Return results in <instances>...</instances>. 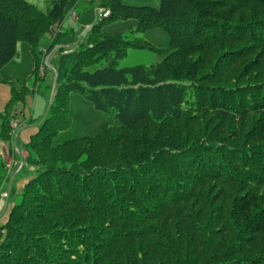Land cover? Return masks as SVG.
<instances>
[{
  "label": "trees",
  "instance_id": "1",
  "mask_svg": "<svg viewBox=\"0 0 264 264\" xmlns=\"http://www.w3.org/2000/svg\"><path fill=\"white\" fill-rule=\"evenodd\" d=\"M68 1L42 12L0 0V70L24 42L32 82L44 80L37 48L62 25ZM105 8L100 22L133 19L136 34L159 27L170 47L103 36L100 23L89 30L26 147L41 169L1 228L0 264H264V0ZM130 49L162 59L149 72L118 66ZM29 90L22 85L10 104ZM70 93L111 124L52 148L70 123ZM10 135L1 115L0 141Z\"/></svg>",
  "mask_w": 264,
  "mask_h": 264
},
{
  "label": "rangeland",
  "instance_id": "2",
  "mask_svg": "<svg viewBox=\"0 0 264 264\" xmlns=\"http://www.w3.org/2000/svg\"><path fill=\"white\" fill-rule=\"evenodd\" d=\"M28 1L44 12L49 8L51 0ZM110 2L111 0H69L66 3L62 25L54 27L53 34L44 35L37 48L41 51L37 57L41 66L39 75L44 74V80L39 85L32 82L33 56L24 42L16 45V56L0 70L2 80L0 82V116L5 115L6 119L11 120V125L14 122L17 125L16 129L11 127L8 144L0 141V232L8 220V215L16 200L14 198L21 196L25 184L31 179L29 176L41 169L28 163L30 156L36 159L37 155L31 153L26 147L31 137L39 132V121L46 114L48 105L54 96L55 85L61 83L64 75L73 68L77 51L87 46L91 33L88 30L100 23L99 32L103 36H125L127 40L140 38L158 50L170 47L168 34L159 27L136 34L133 32L136 28V21L133 19L98 21L97 9L99 7L107 9L105 7ZM120 3L130 7L157 8L159 0H120ZM72 12L76 17L72 16ZM59 30L61 33L64 31V34L57 38L54 35ZM51 44L52 48L47 50ZM161 59L162 56L146 50L130 49L127 51V57L120 60L118 66L141 65L149 72L152 65ZM24 84L32 91L27 92L22 103L10 104L12 93L19 92ZM49 87L50 90L47 91ZM67 110L69 126L60 130L52 138L50 141L52 148L68 141L92 137L102 127L111 124V117L108 114L95 110L90 102L76 93L68 95ZM7 190L11 191V196L9 197L8 193L7 198L2 199V194L7 193ZM2 239L3 236L0 237V243ZM248 246L258 250V243L246 245L247 248Z\"/></svg>",
  "mask_w": 264,
  "mask_h": 264
},
{
  "label": "built area",
  "instance_id": "3",
  "mask_svg": "<svg viewBox=\"0 0 264 264\" xmlns=\"http://www.w3.org/2000/svg\"><path fill=\"white\" fill-rule=\"evenodd\" d=\"M72 16H74V14L72 13ZM108 16H109V10H107V9H98L97 10V18L99 19V20H103V19H106V18H108ZM59 32V31H58ZM17 125H16V123L14 122V123H12V125H11V127H13V129H16L17 127H16ZM16 127V128H15ZM14 136H15V132H14ZM17 151V150H16ZM21 166V165H20ZM21 168V167H20ZM5 198H7V193H3L2 194V199H5Z\"/></svg>",
  "mask_w": 264,
  "mask_h": 264
},
{
  "label": "clouds",
  "instance_id": "4",
  "mask_svg": "<svg viewBox=\"0 0 264 264\" xmlns=\"http://www.w3.org/2000/svg\"><path fill=\"white\" fill-rule=\"evenodd\" d=\"M72 13H73V12H72ZM74 17H76V15H74ZM88 31H89V30H88ZM58 33H61V31H59ZM58 33H57V34H58ZM57 34H56V35H57ZM56 35H55V36H56Z\"/></svg>",
  "mask_w": 264,
  "mask_h": 264
}]
</instances>
